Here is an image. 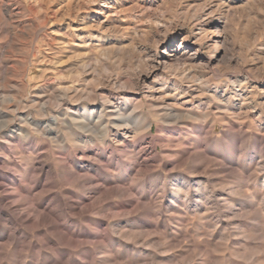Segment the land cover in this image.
Returning <instances> with one entry per match:
<instances>
[{
  "label": "rangeland",
  "instance_id": "1",
  "mask_svg": "<svg viewBox=\"0 0 264 264\" xmlns=\"http://www.w3.org/2000/svg\"><path fill=\"white\" fill-rule=\"evenodd\" d=\"M0 94L2 108L13 111L47 103L57 108L62 97L82 111L105 100L107 113L140 104L135 114L152 120L157 143L149 157L181 146L191 155L225 154L196 171L200 162L191 157L174 176L157 166L146 194L133 188L132 198L114 199L115 205L133 204L127 212L113 204L103 215L86 212L79 182L59 183L54 196L76 191L68 201L94 218L108 217L109 232L99 242L72 228L57 234L79 245L62 264H264V0H0ZM163 105L182 116L194 113L195 124L214 121L209 141L197 145L187 129L158 112ZM57 112L35 114L50 119L64 111ZM126 129L127 140L115 145L122 153L145 134L133 137ZM144 146L138 143L136 151ZM60 149L51 139L48 161ZM55 163L62 182L63 161ZM186 176L193 178L189 193L178 185L175 207L158 212L162 201L172 200L161 182L174 188ZM51 246L41 249L39 263L30 255L9 264H56L49 253L57 257L65 246ZM88 247L95 252L82 249Z\"/></svg>",
  "mask_w": 264,
  "mask_h": 264
},
{
  "label": "bare ground",
  "instance_id": "2",
  "mask_svg": "<svg viewBox=\"0 0 264 264\" xmlns=\"http://www.w3.org/2000/svg\"><path fill=\"white\" fill-rule=\"evenodd\" d=\"M24 84L27 87L26 83ZM61 101L62 103L57 108L50 107L47 103L41 104L39 109L31 106L32 111L28 112L19 111V109L5 110L0 102V264H9V259L21 263L30 255L33 260H36L35 262L39 263L41 249L49 247V244H52L50 249H55L60 245L65 246L63 249L59 248L61 252H57V257L49 253L56 264H62L65 255L74 252V247L79 245L73 246L65 239L57 237V234H62L67 230L69 232L72 228L73 233L95 239L98 242L109 234V232L106 234L108 228L104 227L107 225L108 217L94 218L68 201V198L76 196V191H66V194H69L68 198L60 197L58 199L54 196L52 189L59 183L67 185L74 181L79 182L78 186L82 192L80 203L87 201L85 203L86 212L100 215L105 212L106 204H113V208L121 207L126 211L125 209L133 204L130 206L125 203L122 206L115 205L114 199L119 197L125 200L129 191L137 188H143L142 193L146 194L145 192L148 190H144V188L149 189L148 180L155 174L157 166H165V170L174 176L173 170L181 168L191 157L195 162H200L193 166V171L198 170L201 166L210 165L211 162L218 159L217 157H225V154L219 149L214 156H206L204 153L191 155L182 146L168 150L165 155L156 154L149 157L147 151L151 150V153H154L157 150V143L151 133L152 120L143 116L138 117L135 114L140 104L134 105L130 112H126V107H124L123 111L118 109L107 113L109 100L91 104L89 108H83V111L76 110L66 97H62ZM49 109L54 112H64L60 113L61 117L53 115L50 119H42L35 114V112L48 113ZM158 112H161L163 117L172 119L177 127L181 125L187 129L189 131L187 134H190L189 138L194 140L197 145L202 141H209L215 128L214 121L209 125L204 120L203 123L201 122L202 124H195L190 120L195 115L194 113L182 116L170 106L163 105ZM193 119L195 120V118ZM219 120L221 121V119ZM222 121L228 124L232 123L228 117H222ZM123 126H130L134 130L133 137H136L140 131H144L145 134L127 144L129 148L122 153L121 148L115 145L124 143L127 140L126 134L131 133L127 129L122 131L121 127ZM260 131L264 133V128H261ZM37 132H40L43 137H39ZM174 134L176 133L174 132ZM180 136L182 137L181 134ZM51 139L56 140L61 149L56 152L53 161H48L47 153L51 148ZM42 140H46V142ZM140 142L146 143L147 147H143L146 151L142 152V149L139 152L136 151L137 144ZM143 155L148 156V159ZM56 160L63 161L61 164L63 166L62 182L58 178ZM128 178L132 180L128 181ZM192 180V176L177 179L174 188L161 182V190L165 191V188L170 190L172 200L167 198L162 201L158 205V212L166 208L169 203L174 208V201L178 200L180 191L175 188L179 185L189 193ZM126 183L130 185V188L120 187L121 184ZM103 185L108 188L102 189ZM96 193H101L99 200L90 202L89 198ZM127 200V203L132 202L130 199ZM137 208L138 205L135 206V209ZM143 208L146 212L149 211L147 206L143 205ZM23 213L27 215L23 216ZM93 221L98 224L97 227H92ZM40 228H43L45 233L42 238L39 237L41 235ZM126 233L130 232L125 231L123 235ZM133 234L136 235L135 232ZM139 236L135 237L139 238ZM26 237L28 238L27 244ZM33 238H35L34 242ZM10 248H12L11 251ZM82 249L95 252L94 248ZM25 250H28L30 254L23 253ZM36 250L38 251L36 252ZM96 250L98 251L99 248ZM17 258L21 260L19 259V261ZM43 264L47 263L43 261Z\"/></svg>",
  "mask_w": 264,
  "mask_h": 264
}]
</instances>
